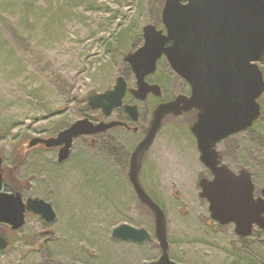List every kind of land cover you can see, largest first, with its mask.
<instances>
[{"label": "rangeland", "instance_id": "rangeland-1", "mask_svg": "<svg viewBox=\"0 0 264 264\" xmlns=\"http://www.w3.org/2000/svg\"><path fill=\"white\" fill-rule=\"evenodd\" d=\"M164 2L0 0V156L6 179L26 195L50 200L58 213L55 222L28 216L0 254V264H146L160 255L153 213L98 148L76 137L71 156L59 162L54 149L29 148L28 142L81 117L100 116L88 96L111 88L120 74L133 81L125 55L142 44L146 24L165 29ZM159 66L153 76L169 77V90L180 91L169 65ZM260 67L264 72V62ZM260 103L263 114L248 131L246 151L228 150L237 140L224 148L234 156L228 158L233 168L251 171L257 194L264 187V94ZM188 121L184 116L167 123L184 127ZM190 162L181 178L149 179L148 189L167 215L171 258L180 264H264V230L255 226L242 237L234 223L215 221L200 196L198 180L206 171L198 159ZM124 222L148 229L151 240L113 237Z\"/></svg>", "mask_w": 264, "mask_h": 264}, {"label": "water", "instance_id": "water-1", "mask_svg": "<svg viewBox=\"0 0 264 264\" xmlns=\"http://www.w3.org/2000/svg\"><path fill=\"white\" fill-rule=\"evenodd\" d=\"M162 21L167 33L152 23L146 24L143 45L125 57L139 79V91L149 90L144 78L156 69L157 60L164 52L174 70L192 84L193 92L190 97L179 96L160 104L154 112L151 131L159 127L166 112L198 108L193 131L199 139L203 161L215 173L212 180L201 181V196L208 199L213 219L221 224L233 222L237 234L249 236L255 224L264 228V197L255 198L250 171L242 169L235 173L226 164L219 165L213 144L250 127L261 116L258 99L264 93V74L260 68L264 62V0H165ZM167 41L172 43L165 46ZM125 90L126 82L119 76L114 88L91 94L89 105L103 108L109 114L122 103ZM127 107L136 109V105ZM116 124L119 122L94 123L89 117H82L57 136L32 137L28 146L61 145L58 158L62 161L68 158L75 137L94 134ZM149 141L138 148L139 153ZM2 161L0 156V170ZM138 171L139 164L134 159L132 182L139 198L154 213L161 247L160 257L147 264H180L169 254L165 211L142 187ZM26 209L43 215L48 221L56 218L53 205L43 198L30 197L25 203L20 192H0V220L19 228L25 222ZM112 234L115 238L137 242L151 239L146 228L128 223L116 226ZM6 245L7 241L0 237V248Z\"/></svg>", "mask_w": 264, "mask_h": 264}, {"label": "flooded vegetation", "instance_id": "flooded-vegetation-1", "mask_svg": "<svg viewBox=\"0 0 264 264\" xmlns=\"http://www.w3.org/2000/svg\"><path fill=\"white\" fill-rule=\"evenodd\" d=\"M163 33L164 34L167 33V30L164 28H163ZM142 36H143L142 44L140 46H142L145 41L144 28H143ZM171 43L172 41H167L165 43V46H168ZM140 46H138L131 52L136 51ZM126 61L129 64L131 74L133 76L132 77L133 81H131L132 83L128 80V78L125 75L120 74L117 76L115 84L111 88H109L112 89L115 87L119 76H122L124 78L126 82V90L122 97V103L116 106L115 108H113V110L109 114H107L103 108H93V109H98L100 116L99 117L88 116L94 123H98L101 121H105V122L118 121L119 124L110 126L94 134H82L77 137L82 138L89 146L93 148H98L100 153L104 156L105 159L112 160L117 166L118 176L120 177V179L124 181L123 185H125L126 187H128L129 185V187L132 188L135 191L136 195L138 196L136 188L132 182V165H133V160L135 159V163L139 164L138 178L142 187L162 208L163 206L158 202L157 199L153 197L154 193L150 189H148L149 179L157 176L158 177L174 176L181 178L187 175L191 170V165L189 164L186 167V163L198 159L200 161L199 163L203 165V168L206 171L205 175L201 176L198 180V184L200 187V196H201V192L203 190L201 186V181L204 178L212 180L215 177V173L213 172L211 167H209L203 161L202 150L199 147V139L195 134V132L193 131V125L197 119V114L199 111L198 108L194 107L187 111L183 110L180 113L166 112L162 116L161 124L159 125V127L154 132L151 131L153 129L152 120L154 118V112L156 108L160 104L176 100V98H178L179 96L190 97L193 92L192 84L185 77H183L177 71L174 70L167 57V54L163 52L157 60L156 69L153 72H149L144 78L145 82L149 84V90L146 92L139 91L140 88L139 79L136 73L134 72L131 63L128 60ZM161 61H164L166 66L169 65L170 72L176 74L177 77L180 79L181 81V83L179 84L181 87L180 91L171 92L169 90L168 86H171V82H172L169 79V77H165L163 79H159V78L156 79L153 76L160 69L159 65ZM106 90L101 92L103 93ZM262 96L258 100L259 103ZM142 101H147L145 107L141 105ZM128 105H136V109L130 110L127 107ZM260 107L263 114L261 103H260ZM262 114L260 118L256 120V122L261 119ZM184 116L189 118L188 124L184 127H179L177 125H169L167 123V121L171 118L184 117ZM256 122H254L251 127H253ZM251 127L231 133L227 137L217 140L213 144V147L216 149L219 155V165L226 164L235 173H240L242 169H247L246 167H242L239 170L233 168L229 164L228 158H233L234 156L231 153L224 152V148H227L228 141L237 140V144L228 146V150L229 149L232 150L236 148L235 151H238V147L240 146L243 152H245L246 151L245 144L247 143L248 140L247 134ZM59 132L60 130L56 132L54 136H57ZM244 136L246 137V139ZM239 138H241L242 140L241 143H239L240 141H238ZM148 139L150 140L149 144L144 148L142 152L139 153L138 148L143 144H145L148 141ZM74 140L68 158L72 154L75 143ZM47 149H54L55 152L57 153V157H59L61 145L53 146ZM240 157L242 158V160L246 158L245 156H240ZM58 161L62 162L64 160L60 161L58 158ZM247 170L250 171L249 169ZM0 173L2 176V188L0 189V192H20L22 200L25 203L30 197H40L45 199L46 201L51 202L50 200L39 195H26L21 190L22 188H14V189L10 188L9 186L10 184L6 179V174H5L6 166L4 164V159L1 164ZM252 181L254 183L253 177H252ZM263 189L264 187L261 188V193L257 194L256 186L254 183L255 198L264 197ZM51 204L56 210L57 209L56 206L52 202ZM143 204L146 207H148L147 204L145 203ZM149 210L151 211V213H153V211L150 208ZM33 215L46 222H55L58 217V213L56 211L55 220L48 221L43 215L26 209L25 222L19 228H14L9 221L0 220V237L4 238L7 241V245L5 247L0 248V254L4 251H7L10 248L12 243L11 236H13L16 231H19L22 227L25 226L28 216H33ZM166 219H167V215H166ZM255 226L260 227L258 224H255L253 227V231ZM260 228L264 230V228L262 227ZM154 231L156 235V225ZM149 233L151 234L150 231ZM242 237H247V236H242ZM151 238H152V234H151ZM167 238H168V222H167ZM38 243H39L38 244V248H39L40 242ZM160 255L157 258L150 260L149 262L153 260H157L160 257ZM71 262L88 264L75 260L68 261L64 264H69Z\"/></svg>", "mask_w": 264, "mask_h": 264}, {"label": "trees", "instance_id": "trees-1", "mask_svg": "<svg viewBox=\"0 0 264 264\" xmlns=\"http://www.w3.org/2000/svg\"><path fill=\"white\" fill-rule=\"evenodd\" d=\"M12 189H14V188H18V187H13V186H11V185H9Z\"/></svg>", "mask_w": 264, "mask_h": 264}]
</instances>
